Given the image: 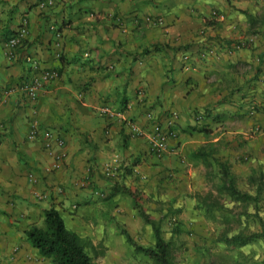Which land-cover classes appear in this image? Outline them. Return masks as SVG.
I'll return each mask as SVG.
<instances>
[{"label": "crops", "instance_id": "obj_1", "mask_svg": "<svg viewBox=\"0 0 264 264\" xmlns=\"http://www.w3.org/2000/svg\"><path fill=\"white\" fill-rule=\"evenodd\" d=\"M39 1L0 0V86L30 74L28 54L38 70L58 71L35 100L14 92L0 101V264H50L24 233L42 223L50 206L68 229L89 241L88 248L105 246L106 231L122 228L126 218L119 212L118 185H156L171 169L181 176L184 159L207 141L202 132L190 134L185 127L211 128L210 140L219 141L214 156L228 164L238 160L239 147L254 138L264 141L255 130L256 123L264 124V39L253 30L264 0H55L44 9ZM213 9L225 18L214 19ZM146 14L162 23L149 24ZM23 16L29 33L16 59L7 60L3 42ZM50 23L61 32L60 56ZM239 38L243 46L228 53L225 45ZM209 45H215V54L201 59L199 52ZM184 53L191 54L189 61ZM103 106L111 113L101 111ZM176 109L178 132L157 157L148 150L145 114L161 119ZM194 111L202 114L200 122ZM31 121L64 138L66 156L59 169L44 171L53 156L39 140L27 139ZM129 121L143 133L131 134ZM114 158L117 176L105 177L103 169ZM198 166L204 168L200 160ZM29 174L37 182H30ZM84 178L86 185H78ZM34 190L45 196L38 199ZM124 202L129 213L136 212L128 208L131 197Z\"/></svg>", "mask_w": 264, "mask_h": 264}, {"label": "rangeland", "instance_id": "obj_2", "mask_svg": "<svg viewBox=\"0 0 264 264\" xmlns=\"http://www.w3.org/2000/svg\"><path fill=\"white\" fill-rule=\"evenodd\" d=\"M262 11L256 15L253 30L264 39ZM263 144L264 141L254 138L235 153L239 161L229 163L235 185L243 192L255 193L254 183L247 178L253 169L255 176L262 171L264 183V150L260 152ZM247 150L252 152L250 163L247 159L251 154ZM175 172L174 169L167 170L163 182L161 180L156 185L145 186L140 182L138 187H134L130 182L136 200L128 208H134L135 213L127 211L124 200L128 196L121 194L123 205L120 207L123 210L119 212H122V217L126 216L122 228L133 241L144 246L153 243L151 224L143 216L147 215L150 221L159 224L162 237L171 241L175 264H264L263 238L232 248L221 240L223 236L236 232L249 234L260 230L258 216L264 218V185L257 200L232 196L218 188L220 179L215 167H197L191 156L184 159L181 176H176ZM113 228L114 231L105 233V246L99 244L96 250L87 249L94 264H110V259H116L115 264H150L131 249L119 227Z\"/></svg>", "mask_w": 264, "mask_h": 264}, {"label": "trees", "instance_id": "obj_3", "mask_svg": "<svg viewBox=\"0 0 264 264\" xmlns=\"http://www.w3.org/2000/svg\"><path fill=\"white\" fill-rule=\"evenodd\" d=\"M209 115V114H207ZM194 120L200 122L202 114L198 111L194 112ZM178 130V129H177ZM184 130L190 134L194 132H202L207 141L191 152L190 156L193 163L200 160L202 164L208 168L216 169L220 183L218 188L227 191L230 195L238 197H246L247 199L257 200L260 192L263 189V173L259 171L255 176V170L247 177L251 183L255 185V193H247L241 191L234 182V175L230 171L228 162L221 161L214 156V153L219 148V141H212L210 133L211 128L204 125H191L185 127ZM178 132V131H177ZM128 171L129 169H125ZM117 176V175H116ZM121 194L131 197L135 203L136 193L127 186L118 185ZM147 222H150L153 243L151 245H140L135 243L130 234L123 228H119L120 233L125 237L126 241L131 245V249L146 258L150 264H175L173 247L171 241L164 239L160 232V226L155 221H150L147 215H143ZM260 230L249 234L240 232L232 235L223 236L222 242L229 247H240L255 238L264 239V218L258 216ZM25 236L30 244L37 248L38 252L50 260V264H94L88 252L89 241L84 237H80L74 231L66 228L63 218L59 211L50 206L43 211V221L40 225H31L25 231ZM242 264V263H236Z\"/></svg>", "mask_w": 264, "mask_h": 264}, {"label": "built area", "instance_id": "obj_4", "mask_svg": "<svg viewBox=\"0 0 264 264\" xmlns=\"http://www.w3.org/2000/svg\"><path fill=\"white\" fill-rule=\"evenodd\" d=\"M55 3V0H41L38 2V6L41 9L51 7ZM211 16L214 19H224L225 14L219 10H212ZM144 19L149 24H161L162 18L159 16H154L151 14H146ZM47 29L54 34V47L56 49L55 54L56 56H60V49H61V32L57 29V27L50 23L48 24ZM29 33L28 28V18L23 16L17 28L14 30L13 33L7 36L5 41L3 42V54L7 60H15L17 57V47H19L24 39L27 37ZM244 44V41L239 38L231 43L225 45L226 51L228 53H232L238 49H240ZM216 47L215 45L206 46L204 50L199 52V57L201 59L208 58L215 54ZM182 58L185 61H189L191 58L190 53L182 54ZM25 62L29 65L30 74L23 75L20 77L15 83H11L9 85H1L0 86V101L6 100L11 94L14 92H18L21 95L27 97L30 100H35L40 91L43 88L45 81L54 79L58 77V71L56 69H43L38 70V62L37 60L30 54L25 57ZM257 60H259L257 58ZM264 69V59H260ZM261 78L264 81V70L261 74ZM138 94L140 96H144V89L140 87L138 89ZM101 111L105 113H111V109L107 106L101 107ZM146 119L149 122V129L147 131L146 139L148 143V150L150 153L157 157H161L164 155L168 150V138L172 136H176L177 128H176V121L178 118V113L176 110H169L167 113L164 114V117L159 119L155 117L150 111L146 112L145 114ZM255 130L262 133L264 135V124L256 123ZM129 132L131 134H142V129L135 123L129 121ZM26 137L29 140H39L42 147L49 151L53 159L52 161L44 167L45 172L54 171L59 169L63 165V160L66 156L65 151V140L61 135L53 133L51 130H40L38 124L34 121H31L26 133ZM114 164H107L103 169V174L105 177L113 178L117 174V167L118 165L117 158L113 160ZM116 164V165H115ZM29 181L32 183L37 182L38 177L34 174L28 175ZM78 185H86L87 180L81 179L79 182L77 181ZM60 190V189H59ZM95 194L100 197L104 196V191H94ZM34 195L41 199L45 196L44 193L34 190ZM75 206L74 204L72 205ZM174 218V217H173ZM172 218V219H173ZM174 220V219H173Z\"/></svg>", "mask_w": 264, "mask_h": 264}]
</instances>
